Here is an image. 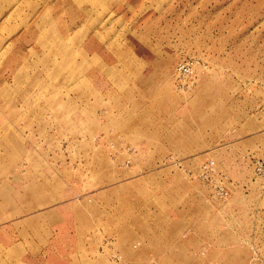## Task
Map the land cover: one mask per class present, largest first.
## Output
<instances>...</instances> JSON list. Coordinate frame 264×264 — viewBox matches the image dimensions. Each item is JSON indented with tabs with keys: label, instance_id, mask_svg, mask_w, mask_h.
<instances>
[{
	"label": "rangeland",
	"instance_id": "obj_1",
	"mask_svg": "<svg viewBox=\"0 0 264 264\" xmlns=\"http://www.w3.org/2000/svg\"><path fill=\"white\" fill-rule=\"evenodd\" d=\"M259 158L264 0H0V264H264Z\"/></svg>",
	"mask_w": 264,
	"mask_h": 264
},
{
	"label": "built area",
	"instance_id": "obj_2",
	"mask_svg": "<svg viewBox=\"0 0 264 264\" xmlns=\"http://www.w3.org/2000/svg\"><path fill=\"white\" fill-rule=\"evenodd\" d=\"M198 61L193 58H187L179 61L175 66V72L178 79L179 89H189L194 86V78L198 71ZM254 174L259 177H264V158L256 159L253 162ZM200 176L204 179H210L212 195L214 199L223 200L228 195V189L220 180L214 181L211 179L213 174H217L216 164L214 160L209 159L203 162L199 167Z\"/></svg>",
	"mask_w": 264,
	"mask_h": 264
},
{
	"label": "crops",
	"instance_id": "obj_3",
	"mask_svg": "<svg viewBox=\"0 0 264 264\" xmlns=\"http://www.w3.org/2000/svg\"><path fill=\"white\" fill-rule=\"evenodd\" d=\"M127 179H130V178L127 177ZM54 205H55V204H53V206H51V208H48V209H46V208H41L40 211H41V212H51V213H54L55 211H62V210H64L63 208H65V207L62 206V207H60V209H59L58 206L55 207ZM49 207H50V206H49ZM42 210H44V211H42ZM52 210H53V211H52ZM65 210H66V209H65ZM40 211H36V214H35V215H37L38 212H40ZM144 227L147 228V225L144 226ZM170 227H174V225H172V223L168 222L167 228H170ZM168 232H170V231H168ZM183 234H184V236L186 237L187 235L192 234V232H188V231H186V232H183Z\"/></svg>",
	"mask_w": 264,
	"mask_h": 264
}]
</instances>
